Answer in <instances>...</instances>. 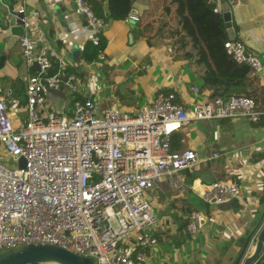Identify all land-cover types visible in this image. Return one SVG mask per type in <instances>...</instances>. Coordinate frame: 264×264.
<instances>
[{
	"label": "built area",
	"instance_id": "1",
	"mask_svg": "<svg viewBox=\"0 0 264 264\" xmlns=\"http://www.w3.org/2000/svg\"><path fill=\"white\" fill-rule=\"evenodd\" d=\"M207 1L214 13H221L218 0ZM225 2L229 10L238 3ZM75 5L94 31L106 25L85 0H75ZM138 19L129 13L124 21ZM91 41L97 44V36ZM19 46L25 63L32 68L36 62L40 71L26 78L22 123L13 119L5 101L12 90L0 87L1 151L23 160L22 167L0 164V251L50 244L91 257L94 264H150L158 244L154 230L165 223L156 211L154 192L162 183L184 191L181 173L205 161L192 149L172 151L171 137L192 121L245 118L259 124L262 113L245 95L197 98L195 86L187 102L178 101L174 92L158 93L135 111L100 110L94 99L77 97L82 91L77 75L56 68L31 36L21 35ZM223 47L235 63L264 75V63L240 39H228ZM45 86L66 88L60 113L50 107ZM192 189L213 206L242 195L241 185L233 181L198 182ZM187 220L190 234L205 223L196 211ZM253 247L246 250L252 253Z\"/></svg>",
	"mask_w": 264,
	"mask_h": 264
},
{
	"label": "crops",
	"instance_id": "2",
	"mask_svg": "<svg viewBox=\"0 0 264 264\" xmlns=\"http://www.w3.org/2000/svg\"><path fill=\"white\" fill-rule=\"evenodd\" d=\"M7 1L3 0L4 3ZM14 1L16 5H22L24 25L14 30L16 35L9 31L12 26L19 27L15 22L9 28L0 29V55L4 56L0 87L3 91L12 90L5 101L13 119L19 123L26 117V78L34 73L33 67L28 66L21 55L19 38L23 34L34 39L37 48L56 68L60 65L72 69L82 85L79 96L94 99L100 110L117 107L125 112L135 111L150 102L160 89H171L181 101L187 102L190 95L185 84L199 89L197 98H213L211 92L203 88L204 81L195 76L191 62L183 57L173 58L172 40L154 37V30L149 28L153 18L169 16L165 6L174 0H127V15L135 13L138 21L112 20L111 26L102 32L107 41L103 56L91 64L82 60L81 52L85 42L91 40L96 31L84 24L85 16L76 12L75 0ZM105 2L109 10L110 6L113 10H123L120 0L111 3L110 0H102L103 5ZM237 2L230 10L235 35L248 52L256 54L264 63V0ZM223 3L225 0H218L220 9ZM55 8L65 11L66 25L58 21ZM1 12L0 23L3 21ZM65 13L62 12V15ZM94 63H104L108 68L107 76L100 74L102 65ZM257 77V87L246 89L257 94V109L263 116L264 75ZM63 91H67L66 88ZM3 96L0 93V97ZM102 100H110L111 104L103 108L100 105ZM65 114H70V107H66ZM174 136L180 140V147L175 151L192 149L205 160L201 165L210 163L212 166L210 171L198 173V179L193 184L186 185L184 182L187 195L178 190L177 195L172 197L165 192L161 194L166 199L178 200L180 196V206L189 203L194 208L192 211L205 217V223L194 234L187 231L186 224L179 235V228L170 212L180 206L172 202L161 205L160 209L155 206L165 223L154 230L158 244L150 257V264H233L243 248L239 240L244 238L245 241L264 214V127L258 124L252 131L245 118L211 119L189 122ZM214 153H218L217 158H212ZM181 176L184 179L182 173ZM208 177L239 183L242 195L237 203L231 207L203 203L199 191L197 193L195 189L194 192L192 187L198 182L207 183ZM162 185L167 184L162 183L158 188ZM162 209H165L164 213ZM187 216L184 217L186 220ZM252 240L249 245L253 246L255 241ZM245 251L244 257L251 254ZM253 264H264V249Z\"/></svg>",
	"mask_w": 264,
	"mask_h": 264
},
{
	"label": "trees",
	"instance_id": "3",
	"mask_svg": "<svg viewBox=\"0 0 264 264\" xmlns=\"http://www.w3.org/2000/svg\"><path fill=\"white\" fill-rule=\"evenodd\" d=\"M94 15L104 17L102 0H85ZM114 0H110V3ZM122 1L123 10H113L110 6L109 18L113 21L124 20L127 15L129 5L127 0ZM121 6V5H120ZM169 16L163 18L157 16L149 24V28L154 30V37L158 39H171L173 43L171 55L173 58L187 59L195 69V76L204 81L203 88L208 89L212 97L226 98L230 95H245L253 99L257 108L258 96L253 91H248L246 87H257L258 75H256L248 65H238L226 53L223 43L228 40L224 21L221 13H214V5L207 0H174L165 6ZM97 44L91 40L85 42L81 58L86 64L99 60V55L106 46V38L102 32H96ZM237 38V37H236ZM104 65V63H94ZM33 71V69H30ZM67 73H73L72 69L65 68ZM173 92L171 89H160L157 93ZM175 93V92H174ZM177 96V94H176ZM78 98H81L77 95ZM177 100L180 98L177 96ZM259 125L264 127V115L259 121ZM180 140L178 136L171 137V150L179 149ZM184 182L191 185L198 179V173L194 171H183ZM194 208L187 204H182L178 209L171 212L174 221L177 223V231L182 233L186 228V217ZM165 209L161 212L164 213ZM168 210V209H167ZM167 212V211H166ZM244 238L239 240L242 245Z\"/></svg>",
	"mask_w": 264,
	"mask_h": 264
},
{
	"label": "water",
	"instance_id": "4",
	"mask_svg": "<svg viewBox=\"0 0 264 264\" xmlns=\"http://www.w3.org/2000/svg\"><path fill=\"white\" fill-rule=\"evenodd\" d=\"M76 8V5H75ZM0 10L3 14V21L0 23V29L9 28V26L15 22L19 27H10L9 31L14 33L15 29L22 28L24 25V10L22 5H16L14 0H8L7 3H4L3 0H0ZM58 21L66 25L64 22L65 11L60 8H55ZM104 17L108 19L105 26L97 28L96 32H104L105 29L109 28L112 23V19L109 18V10L106 5H104ZM62 12L65 13L62 15ZM222 18L224 21V27L229 40L236 38L233 24L231 20V13L229 10L228 4L225 2L221 6ZM85 25L87 21H84ZM76 51V49H74ZM4 56L0 55V68ZM33 69L35 72H39V66L36 62L33 63ZM52 71H47V74L51 75ZM45 96L46 99L52 108L53 112L60 113L63 110V107L67 101V94L61 90L52 87L45 86ZM26 116V115H25ZM252 131L258 126V123L249 121ZM3 149L0 146V151ZM0 164H3L9 168L22 167L23 160L15 161L8 153L1 151L0 152ZM212 177L207 178V182L212 181ZM237 203V199H232L230 202L224 205L219 206H234ZM254 239L255 245L253 252L244 257L246 248L248 247L250 241ZM264 249V214L262 215L259 223L250 231L247 235L243 248L239 255L237 256L233 264H253L256 262ZM0 264H94V261L91 257H84L77 254H74L70 251H67L59 246L50 245V244H25L14 248H9L4 251H0Z\"/></svg>",
	"mask_w": 264,
	"mask_h": 264
},
{
	"label": "rangeland",
	"instance_id": "5",
	"mask_svg": "<svg viewBox=\"0 0 264 264\" xmlns=\"http://www.w3.org/2000/svg\"><path fill=\"white\" fill-rule=\"evenodd\" d=\"M107 67L106 66H102L101 67V69L100 70H102V72H100V74H104V76H107L106 75V71H107ZM104 72V73H103ZM31 74H33V72L31 73ZM89 76V75H88ZM82 86V85H81ZM192 86L190 85V84H185V89H187V91H188V94H189V92H191V90H190V88H191ZM173 91V90H172ZM67 92V91H66ZM174 92V91H173ZM105 96V95H104ZM111 104V102H110V100H102V101H100V105L103 107V108H107L109 105ZM210 166H212V164H206V165H200L199 167H197L196 169H195V173L197 174V173H200V172H204V171H210ZM217 179H220V178H217ZM222 179V178H221ZM164 184V183H163ZM169 187L166 185V186H164V185H162L161 187H160V189H159V191L158 192H154L155 193V198H154V204H155V206H156V208H158V209H160V206L161 205H164V204H168L169 202H172L175 206H177V207H179L180 205H181V197L179 196V193H178V196H179V199L177 200V199H171V198H168V199H166L165 197L166 196H163L162 194H161V192L163 193V192H165V194L167 195V196H170V197H172V196H174V195H177L176 193H177V190L176 189H168ZM187 189L185 188V190H184V192L183 193H185V195H187L186 193H187V191H186ZM168 194H170V195H168ZM162 197V198H161ZM184 197V196H183ZM172 200H174V201H172ZM201 204L203 205V203L201 202ZM168 206H171V204H169ZM160 215H161V213L160 212H158ZM171 213V212H170ZM246 231H248V229H246Z\"/></svg>",
	"mask_w": 264,
	"mask_h": 264
},
{
	"label": "clouds",
	"instance_id": "6",
	"mask_svg": "<svg viewBox=\"0 0 264 264\" xmlns=\"http://www.w3.org/2000/svg\"><path fill=\"white\" fill-rule=\"evenodd\" d=\"M222 14V13H221Z\"/></svg>",
	"mask_w": 264,
	"mask_h": 264
}]
</instances>
